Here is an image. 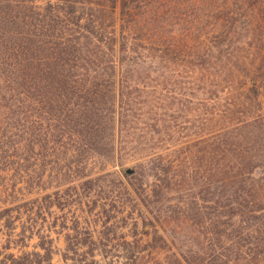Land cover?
Masks as SVG:
<instances>
[{"label":"trees","instance_id":"16d2710c","mask_svg":"<svg viewBox=\"0 0 264 264\" xmlns=\"http://www.w3.org/2000/svg\"><path fill=\"white\" fill-rule=\"evenodd\" d=\"M222 3L215 46L191 42V33L181 40L166 17L149 12V0H0V264H52L53 240L37 228L41 204L64 188L92 191L96 171L116 181L120 174L119 185L136 198L128 180L144 170L146 196L168 191L174 178L166 150L142 154L144 145L120 142L125 118L133 117L134 78L166 66L215 80V174L223 193L230 190L214 219L200 218L209 227L207 251L155 264H264V45L249 62L245 44L231 41L235 22L264 13V0ZM122 151L138 157L132 175L123 170ZM63 259L97 264L93 252L67 250Z\"/></svg>","mask_w":264,"mask_h":264},{"label":"rangeland","instance_id":"374dc122","mask_svg":"<svg viewBox=\"0 0 264 264\" xmlns=\"http://www.w3.org/2000/svg\"><path fill=\"white\" fill-rule=\"evenodd\" d=\"M140 1L145 4L146 0ZM149 1V12L156 9L158 16L166 17L169 29L181 40L191 33V42L206 39L216 46L222 41L214 26L226 13L223 0ZM245 16L235 22L237 29L231 41L235 46L245 44L243 55L250 62L260 58L257 49L264 45V13ZM248 22L254 32L246 29ZM157 73L141 72L134 78L133 117L125 118L120 142L144 145L142 154L166 150L167 159L172 161L170 176L174 178L170 188L158 198L146 196L143 192L149 175L148 171H140L135 179L128 180L137 191L136 198L119 185L118 179L125 184L120 174L116 181L96 171L92 191L82 188L85 191L67 192L64 188L58 196L43 200L37 228L53 240L52 264H71L63 259L67 250L78 255L93 252L97 264H123L122 256L131 254L144 256L141 264H155L173 253L207 251L210 234L203 221L217 216V208L226 204V190H230L226 187L223 193L215 174L220 160L216 142L221 126L217 102L209 100L215 91L209 87L210 80H215L192 77L170 66ZM120 156L126 162L123 170H132L133 160L138 157L123 151ZM114 171L119 172L117 168ZM160 237L165 242L158 241ZM34 244L35 239L29 251Z\"/></svg>","mask_w":264,"mask_h":264},{"label":"water","instance_id":"95a60500","mask_svg":"<svg viewBox=\"0 0 264 264\" xmlns=\"http://www.w3.org/2000/svg\"><path fill=\"white\" fill-rule=\"evenodd\" d=\"M132 173H133V171H132L131 169H127V170L125 171V174H126V175H132Z\"/></svg>","mask_w":264,"mask_h":264}]
</instances>
